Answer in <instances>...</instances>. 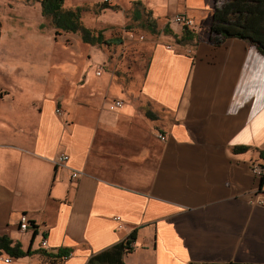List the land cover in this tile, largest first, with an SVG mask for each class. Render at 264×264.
Masks as SVG:
<instances>
[{
    "label": "crops",
    "instance_id": "obj_1",
    "mask_svg": "<svg viewBox=\"0 0 264 264\" xmlns=\"http://www.w3.org/2000/svg\"><path fill=\"white\" fill-rule=\"evenodd\" d=\"M122 1L63 3L79 8L70 50L50 23L0 19V236L30 251L8 262L2 252L0 264H85L133 229L122 264H264V179L249 169L264 149V55L198 35L214 0ZM118 6L166 20L170 32L160 31L142 74L133 61L130 73L97 75L112 63L99 47L121 40L97 43L101 30L81 15ZM179 13L194 22L183 40L170 20ZM117 98L123 105L110 109Z\"/></svg>",
    "mask_w": 264,
    "mask_h": 264
},
{
    "label": "trees",
    "instance_id": "obj_2",
    "mask_svg": "<svg viewBox=\"0 0 264 264\" xmlns=\"http://www.w3.org/2000/svg\"><path fill=\"white\" fill-rule=\"evenodd\" d=\"M41 16L49 19L54 28V34L60 31L73 32L79 27V8L65 9L63 0H39ZM133 4H138V1ZM98 7H109L103 1ZM146 28L155 32L153 22L147 23ZM163 31L170 32L167 25ZM190 31L182 26L180 40L188 38ZM207 41L211 45H220L226 39L234 38L255 47L257 52L264 55V0H214L208 25ZM86 37L89 33L85 32ZM96 42L112 44L118 38L102 40V35H93ZM118 41V40H117ZM179 41V40H178ZM247 150L245 146H235V153ZM259 158L264 161V149L258 150ZM136 230L133 229L121 242L103 249L91 256L85 264H122V257L129 252L134 242ZM4 252L12 259L30 254L29 250L22 251L18 243H12L6 236H0V255ZM66 250H60L58 256L65 254Z\"/></svg>",
    "mask_w": 264,
    "mask_h": 264
},
{
    "label": "rangeland",
    "instance_id": "obj_3",
    "mask_svg": "<svg viewBox=\"0 0 264 264\" xmlns=\"http://www.w3.org/2000/svg\"><path fill=\"white\" fill-rule=\"evenodd\" d=\"M82 0H64V5L66 7H71L81 3ZM95 1V0H89ZM105 4H112L111 1H104ZM123 0L122 2H125ZM128 1V0H127ZM39 0H0V19L3 17L4 14L7 16V19L12 17L13 19H18L20 24L23 26L25 21H33L34 25L38 29L47 30L49 28V21L47 18H43L40 16V8H39ZM113 8V6H112ZM111 9V7L109 8ZM106 9H104L105 11ZM112 11V9H111ZM114 11H118L115 13H106L102 14L100 17H96V14L93 13L92 9L84 12L81 17L83 18L85 24L92 25L95 24V28L101 30L102 36L104 38H119L121 42L117 45H109V46H102L99 47L100 51L106 55V59L110 60L112 63L113 61H117L116 63L111 65H97L96 72L101 70H109L111 69V73L121 74L123 75L128 72L132 71L131 62L135 61L134 70H137L138 74L143 73L144 64L147 61L149 49L151 48L152 44L158 42L162 39L161 35L159 34L160 31L163 30V27L167 25L166 20H153L150 14H146L142 10V20L141 19H133L132 16V7L130 6L128 9L127 7L118 6ZM113 12V11H112ZM194 24L191 17H189ZM97 20L96 23H92V20ZM102 20V22H101ZM154 22L155 29L157 33L150 32L146 27L145 24ZM40 25V26H39ZM197 28L198 35L205 37L208 33V21L201 22ZM76 38L75 34L72 33H60L53 38L56 42L58 40V44L60 47L64 48V50L72 49L71 45L73 43V39ZM166 44V43H165ZM167 46L169 44H166ZM90 48L92 52L93 49L91 45L87 46ZM45 51V55L48 57L51 56L52 52L50 49L45 48L42 45L40 51ZM40 51L33 52L32 56H34V60H40L43 56ZM82 59L89 57L88 51L84 52L80 56ZM25 73L30 75V68L27 65L25 67ZM142 71V72H141ZM32 74V73H31ZM124 76H122L123 78ZM33 78L40 79V75H35ZM98 80H93L96 83ZM118 99V98H117ZM114 99V100H117ZM122 100V99H120Z\"/></svg>",
    "mask_w": 264,
    "mask_h": 264
},
{
    "label": "built area",
    "instance_id": "obj_4",
    "mask_svg": "<svg viewBox=\"0 0 264 264\" xmlns=\"http://www.w3.org/2000/svg\"><path fill=\"white\" fill-rule=\"evenodd\" d=\"M104 1H111V0H104ZM170 20L172 21V23L174 24H178L180 26H185V27H191L193 25L191 19L184 13H179V14H175L172 15ZM100 72L97 71L96 74L98 75ZM123 105V101L120 99L117 100H112L109 103V108L110 109H114V108H120ZM55 112L57 114L60 113V110L58 108L55 109ZM157 137L160 140H164V136L162 134H158ZM67 159V156L65 155V153H58L56 156V162L63 164ZM249 169L250 171L255 174L256 176L260 177V179H264V161L260 158L257 161H253L249 163ZM70 176L72 178L76 177V172H72L70 174ZM258 204L260 205H264V201L262 200H257L256 201ZM29 223L28 217L26 216V214H20L19 218H18V227L19 230H25L27 228V225ZM42 244L45 245V242L42 240ZM12 257H5L4 258V262H8L11 261Z\"/></svg>",
    "mask_w": 264,
    "mask_h": 264
}]
</instances>
